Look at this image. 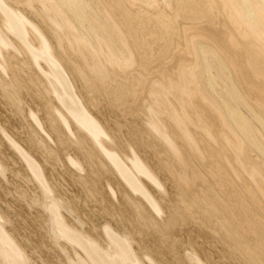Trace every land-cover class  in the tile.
Instances as JSON below:
<instances>
[{
  "label": "bare ground",
  "instance_id": "obj_1",
  "mask_svg": "<svg viewBox=\"0 0 264 264\" xmlns=\"http://www.w3.org/2000/svg\"><path fill=\"white\" fill-rule=\"evenodd\" d=\"M0 107V264H264V0H0Z\"/></svg>",
  "mask_w": 264,
  "mask_h": 264
},
{
  "label": "rangeland",
  "instance_id": "obj_2",
  "mask_svg": "<svg viewBox=\"0 0 264 264\" xmlns=\"http://www.w3.org/2000/svg\"><path fill=\"white\" fill-rule=\"evenodd\" d=\"M1 108V107H0ZM4 111V109L3 108H1L0 109V117L2 118V119H4V117H5V111ZM2 114V115H1ZM5 114V115H4ZM3 116V117H2ZM2 121V120H1ZM5 122H1V126H3V127H5V125H2V124H4ZM9 131H11V130H9L8 129V133L11 135V132H9ZM64 168H65V166H64ZM62 171V170H61ZM64 177V176H63ZM59 178V179H58ZM65 178V177H64ZM64 178H62V175H60V176H57V180H56V182L57 183H59L60 184V187H61V189H62V191L64 192V194L66 193V195H70V196H76V194H79L78 196H80V198L82 199L81 200V202L79 201V199L77 198V200L80 202V203H83L85 200L84 199H86V198H83V196L82 195H80V193L77 191V189H76V186H74V184H72V183H70L66 178L64 179ZM61 179V180H60ZM67 180V181H66ZM67 184V185H66ZM78 196H76V197H78ZM82 196V197H81ZM113 196H115V198L113 197ZM112 197H113V199H112V202L113 203H118V201H119V197H118V195H113ZM116 197H117V201L115 200L116 199ZM85 203V202H84ZM119 204V203H118ZM89 205V204H88ZM87 205V206H88ZM92 205V206H91ZM88 209H86V211L88 210V212H93L94 210L96 211V210H98V208H97V206L95 207V205L94 204H90V206L89 207H87ZM95 208V209H94ZM97 208V209H96ZM89 209H90V211H89ZM92 209H94V210H92ZM112 224V223H111ZM113 226H114V224H113ZM206 248V247H205ZM206 251H209L208 250V248H206ZM200 253V252H199ZM199 253H198V255H199ZM201 256V255H200ZM202 257V256H201ZM201 257H199V258H201ZM202 260H203V257H202ZM204 261V260H203ZM202 261V262H203Z\"/></svg>",
  "mask_w": 264,
  "mask_h": 264
}]
</instances>
